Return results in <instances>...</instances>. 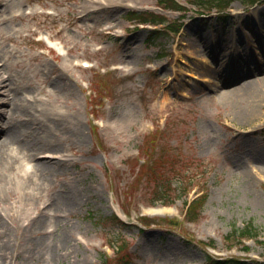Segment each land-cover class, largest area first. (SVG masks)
Listing matches in <instances>:
<instances>
[{
	"label": "rangeland",
	"instance_id": "1",
	"mask_svg": "<svg viewBox=\"0 0 264 264\" xmlns=\"http://www.w3.org/2000/svg\"><path fill=\"white\" fill-rule=\"evenodd\" d=\"M3 1L0 68L50 130L65 114L74 122L72 140L50 149L63 154L51 158L60 173L35 191L40 197L30 206L53 202L48 239L59 251L45 259L23 252L31 231L22 233L28 213L21 216L16 204L33 185L21 184L16 195L1 188L0 206L17 231L7 264H209V254L264 264V80L257 81L264 77V0H236L226 12L186 0H177L186 11L163 12L157 0L108 7L94 0ZM133 10L164 13L167 22L156 27L177 21L181 28L151 33L153 26L131 19ZM67 52L78 64L64 78L71 92L53 89L41 65L65 62ZM85 60L92 66L83 67ZM249 81L255 89L246 94ZM160 184L172 192L171 204L159 198ZM68 190L76 197L70 206ZM201 193L200 216L186 221L185 201ZM143 216L149 224L139 222ZM173 219L179 222L168 223ZM250 222L258 237L229 246L226 235Z\"/></svg>",
	"mask_w": 264,
	"mask_h": 264
},
{
	"label": "bare ground",
	"instance_id": "2",
	"mask_svg": "<svg viewBox=\"0 0 264 264\" xmlns=\"http://www.w3.org/2000/svg\"><path fill=\"white\" fill-rule=\"evenodd\" d=\"M94 1L104 4L105 7H108V5L115 6L117 4H124V0ZM2 3L4 1L0 0V5ZM4 14H6L4 10L0 9V22L3 20ZM84 15L86 13L82 14L81 17ZM61 31L62 29L58 31V34ZM62 42L67 46L68 40L64 36H62ZM70 49H72L71 46ZM70 49L69 52L71 51ZM69 52L63 56V59H67L65 62L58 61L52 65H50L49 61H43L41 63L44 66L43 72L51 78L50 83L53 89L58 91L66 89L67 92H71V90H74L72 87H68L64 80V78L68 77V71H70V67L73 65V60H70L67 56ZM216 63L215 65H211V71L218 70L216 69L218 68V61ZM206 67L205 65L203 66L205 69ZM53 74L56 75L53 76ZM211 77H215L213 73L207 74L205 79L208 81ZM262 80H264V77L257 79V81ZM13 82L12 75H6L2 68H0V88H4L3 93L6 94L2 102L7 105V108H4L2 111L0 110V116H4L6 119L3 121L0 120V134L2 135L0 139V189L5 188L9 193L16 195V192L23 188L21 184L33 185V191L29 192L27 196L23 191L20 196L22 198L19 200L20 204H16V208L17 206L19 207L16 210L20 212L21 216L24 213H28L27 217L23 219L24 222L21 223V227L25 230L22 233L24 234L26 230L31 231L24 238L23 252L27 253V255L34 252L37 256L44 259L47 257L51 258L55 257L58 250V247H54L56 244L50 242L48 239V235L53 230L51 227H54V223H49V210H47V206L50 204L52 206L53 202L47 201L38 210H36L37 208L32 210L30 206L40 197L35 191L39 187H42L45 181H48L53 175H58L61 171V164L57 161H51L52 159L48 156L50 153L59 154L61 152L50 151L51 148L58 145V141H65L66 139L72 140L71 137L73 136L70 133V123H74L73 116L72 118H67V114L63 115V118L58 120L57 130H50L51 128L46 124L44 125L42 120L38 118L36 110L32 108V105H29L27 98L25 99V97L19 96V86L12 85ZM26 84L24 83V85ZM242 87H244L246 94L255 89L250 81L244 83ZM249 110L251 112L256 111L254 107L249 108ZM60 113H63V110ZM43 152H46L47 158L40 159L39 154ZM24 161L27 162L25 163ZM29 163H31L30 168ZM29 181H31V184L28 183ZM66 194L64 195L66 196L64 203L70 206L75 202V193L73 190H68ZM2 199L3 196L0 194V202H2ZM16 201L18 202V200ZM10 219H13L11 214L7 213L4 207L0 206V264L12 262V250L14 247L12 235L17 231H14V228L10 225ZM16 228L17 230L19 229V227Z\"/></svg>",
	"mask_w": 264,
	"mask_h": 264
},
{
	"label": "trees",
	"instance_id": "3",
	"mask_svg": "<svg viewBox=\"0 0 264 264\" xmlns=\"http://www.w3.org/2000/svg\"><path fill=\"white\" fill-rule=\"evenodd\" d=\"M189 3L194 4L195 6L201 7L206 10H212L216 9L217 11H222L224 12L233 1L236 0H188ZM243 4L245 5H250L254 4L256 2H259L261 0H240ZM158 5L162 9H172V10H180V11H186L187 8L177 2L176 0H158ZM131 15L133 18H138L142 22H152L154 24L158 23H164L166 21V16L154 12H137V11H132ZM176 26L173 27L170 24H167L166 28L172 30L173 32H177L180 30L182 23H178L175 21ZM161 30L155 29L152 30L151 33H159ZM148 161V158H146V162ZM162 184L157 186V191L160 192V199H164L163 202L165 203H171L173 202L171 197L169 196V193L171 192L170 190L166 191L164 194V188H161ZM172 193V192H171ZM205 194H202L196 198H194L187 206L186 209V219L187 221H195L198 219L200 216L201 210L203 208V205L205 203ZM117 219V218H116ZM118 223H120V220H116ZM170 222H174V220H170ZM258 230L257 228L253 225L252 222L246 224L243 228L236 229L235 232L229 233L226 235V240L227 241H233L229 246H234L237 245L238 243H243L245 239L249 238H257L258 237ZM261 242V241H260ZM211 243V242H210ZM107 259H104V263H106ZM208 261L210 262L209 264H244L245 262L243 260L237 259V258H229L225 260H218L214 258L213 256L209 255L208 256ZM131 264V263H130Z\"/></svg>",
	"mask_w": 264,
	"mask_h": 264
}]
</instances>
